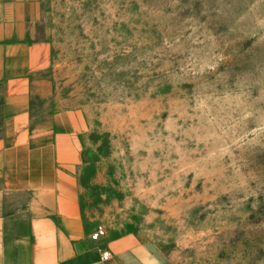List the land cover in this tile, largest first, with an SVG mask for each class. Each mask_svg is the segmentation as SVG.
<instances>
[{
    "label": "rangeland",
    "instance_id": "obj_1",
    "mask_svg": "<svg viewBox=\"0 0 264 264\" xmlns=\"http://www.w3.org/2000/svg\"><path fill=\"white\" fill-rule=\"evenodd\" d=\"M30 1L102 239L264 264V0Z\"/></svg>",
    "mask_w": 264,
    "mask_h": 264
},
{
    "label": "crops",
    "instance_id": "obj_2",
    "mask_svg": "<svg viewBox=\"0 0 264 264\" xmlns=\"http://www.w3.org/2000/svg\"><path fill=\"white\" fill-rule=\"evenodd\" d=\"M38 21L30 0H0V264H161L128 235L91 240L79 121L49 106L51 51Z\"/></svg>",
    "mask_w": 264,
    "mask_h": 264
},
{
    "label": "built area",
    "instance_id": "obj_3",
    "mask_svg": "<svg viewBox=\"0 0 264 264\" xmlns=\"http://www.w3.org/2000/svg\"><path fill=\"white\" fill-rule=\"evenodd\" d=\"M105 233L102 229H97L95 230V232L91 235V240L92 241H99L100 239H102V237H104ZM110 258L109 253L108 252H103L101 255V259L103 261H107Z\"/></svg>",
    "mask_w": 264,
    "mask_h": 264
}]
</instances>
